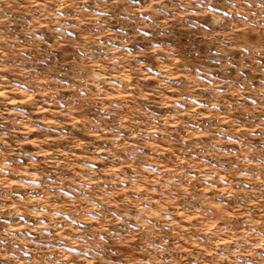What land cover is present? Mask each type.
I'll return each instance as SVG.
<instances>
[{
    "label": "rangeland",
    "instance_id": "obj_1",
    "mask_svg": "<svg viewBox=\"0 0 264 264\" xmlns=\"http://www.w3.org/2000/svg\"><path fill=\"white\" fill-rule=\"evenodd\" d=\"M0 264H264V0H0Z\"/></svg>",
    "mask_w": 264,
    "mask_h": 264
}]
</instances>
